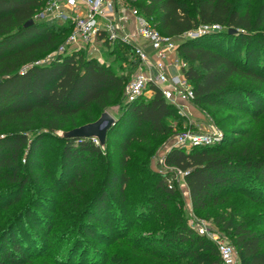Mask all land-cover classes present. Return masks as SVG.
<instances>
[{"label":"trees","instance_id":"16d2710c","mask_svg":"<svg viewBox=\"0 0 264 264\" xmlns=\"http://www.w3.org/2000/svg\"><path fill=\"white\" fill-rule=\"evenodd\" d=\"M45 3L46 0H0V181L17 184L18 189L26 184L20 179L21 158L27 166L36 164L47 137L58 130L76 127L81 114L93 122L98 111L121 104L127 83V75L118 73L115 61L109 65L99 63L80 51L56 53L46 59L72 31V24L35 19ZM134 3L140 14L176 42L182 34L194 33L201 26L209 27L195 38L179 40L177 44L178 55L186 62L183 74L193 86L196 104L229 105L238 100L240 106L244 102L255 105L260 102V88H264V51L257 66L254 48L264 44V36L241 57L205 42L226 37H235L243 43L252 41L248 32L264 24V8L252 23L248 13H241L228 0H135ZM29 19H33V23L24 26ZM213 25L227 31L212 29ZM238 30L242 31L237 34ZM113 49L111 53L117 60L120 55L123 58L132 53L131 47L121 43L114 44ZM235 81L243 84L242 87L235 85ZM121 109L120 120L107 131L105 142L114 128L122 129L127 122L135 129L142 128L136 136L142 135L139 138L144 141V136L169 135L171 127L166 120L179 117L174 105L156 89L149 99L139 98ZM263 111L262 108L259 112ZM136 132L130 133L131 137ZM63 142L61 160L68 170L75 172L66 186L71 191L78 186L74 178H82L88 159L101 156L104 151L93 138L64 137ZM128 146L129 140L125 138L118 149L124 153ZM164 164L186 173L184 179L194 210L205 211L224 203L227 193H240L250 201L264 202L263 158L241 161L220 149L201 145L190 150L173 147L166 153ZM118 165L119 171L110 167L106 175L107 188L101 189L90 204L96 215L94 211L85 212L86 232L90 236H94V222L101 219L99 211L107 206L110 195L119 205L126 203L125 185L129 175L125 172V161L121 160ZM246 173L253 176L250 181L241 183L238 176ZM169 182L164 176L157 181L159 193L166 197L176 192ZM231 189L234 191L230 192ZM150 201L155 203L156 198L151 196ZM229 208L232 210H221L214 215V224L230 235L239 264H264V232L252 228L261 222L257 217L244 218L242 213L233 210L232 204ZM106 213L107 210L102 215L106 217ZM166 224V234L174 247L164 244L165 238L161 237L152 238L151 243L159 244L160 250L165 247L168 252L169 249L174 252L171 264H220L215 245L188 226L182 217L177 215ZM17 238L11 227L0 233V264L30 263L27 247ZM76 248L77 245H72L68 249V259Z\"/></svg>","mask_w":264,"mask_h":264},{"label":"rangeland","instance_id":"374dc122","mask_svg":"<svg viewBox=\"0 0 264 264\" xmlns=\"http://www.w3.org/2000/svg\"><path fill=\"white\" fill-rule=\"evenodd\" d=\"M122 1L137 7L135 0ZM228 1L241 13H248L252 23L259 11L264 8V0ZM50 20L56 24L59 22L71 24ZM214 29L227 31L218 26ZM203 30L206 32L209 27L201 26L195 32H204ZM241 31L238 30L237 34ZM248 34L252 36V41L246 43L235 37L218 38L205 43L241 57L264 36V24L253 27ZM196 36L188 32L180 35L178 39L186 40ZM254 49L257 53L255 60L258 66L262 61L264 44H259ZM68 50L70 51L65 53L80 51L84 56L93 57L99 63L109 65L114 61L117 62L116 69L118 73L127 75V82L138 65L135 55L130 52L123 58L120 55L117 60L115 54L111 53L114 50L113 45L102 47L96 57L85 49L73 50L71 47ZM235 85L242 87L243 84L235 81ZM145 90L146 93L141 97L143 101L150 97L149 88ZM260 90L262 91L260 102H256V105L244 102L238 106L239 101L236 100L229 105L206 106L196 104L193 99L191 104H186L185 111H179L174 106L179 117L166 120V124L171 127V133L166 136H144L146 139L144 141L139 138L142 135L137 138L142 128L135 129V126L132 127L129 122L122 129L115 126L116 128L109 135V140L102 147L100 146L104 151L103 154L88 159L89 163L82 172V178H74L77 180L74 183L78 186L71 191L66 186L69 180L75 177V172L67 169V164L65 165L61 160V153L64 145L63 131L72 128L58 130L44 140L36 164L27 166V162L21 158L20 179L26 181L23 188L18 189L17 184L13 185L6 180L0 181V233L11 227L13 234L18 240L21 238L23 245L27 247L29 264H171L170 260L174 257V252L170 249L168 252L165 247L160 250L159 244H152L151 239L165 238L164 244L174 247L165 229L168 227L166 223L177 215L192 228L197 221L204 220L230 241V235L214 224L213 217L221 210L231 211L229 205L232 204L233 210L242 213L244 218L257 217L261 223L252 228L257 232H264V202L250 201L240 193H227L224 203L210 206L205 211L194 210L185 180L176 172L177 168L164 164V157L172 149L170 141L175 134L184 131L213 134V128L218 129L220 135L204 145L220 149L225 155H231L233 159L238 158L241 161L264 159V111L259 112L264 109V88ZM127 103L123 94L121 104L98 111L93 121L101 113L107 112L117 123L120 120L121 108ZM87 123H89L87 117L81 114L76 127ZM134 131L137 132L131 137L130 133ZM125 138L129 140V146L122 153L118 147ZM162 158V163H159ZM121 160L126 162L125 172L129 175V182L125 185L126 203L121 206L117 203V199L110 195L107 206L99 211L101 219L94 222V236H90L86 232L88 226L86 213L94 211L93 214L96 215L95 210H91L90 204L101 189L107 188L106 175L110 167L118 170L117 165ZM160 176L170 180L173 188L176 189L175 195L166 197L159 193L157 181ZM252 176V173L241 174L238 179L241 183H246ZM237 186L238 184L235 187ZM232 191L234 189L230 192ZM151 196L156 198L155 203L150 201ZM106 210L108 213L104 217L102 214H105ZM103 220L108 221L103 222ZM72 245H77V248L68 259L70 253L68 254L67 251ZM161 254L163 256H160Z\"/></svg>","mask_w":264,"mask_h":264},{"label":"built area","instance_id":"2783aa9c","mask_svg":"<svg viewBox=\"0 0 264 264\" xmlns=\"http://www.w3.org/2000/svg\"><path fill=\"white\" fill-rule=\"evenodd\" d=\"M35 17L72 24V31L56 53H65L72 47L73 50L85 49L96 57L100 49L106 48V45L121 43L131 47L138 65L124 87L123 94L128 103L141 98L147 88L149 96L156 89L179 111H185L186 104L193 101L192 85L183 74L186 62L178 55L176 39L162 34L137 8L124 1L46 0L44 7ZM214 27L216 25H213L212 29ZM201 32L191 33L198 35ZM56 53L48 55L47 59ZM213 132L205 134L184 131L172 137L171 146L172 148L201 146L212 142L220 135L216 128H213ZM162 161L163 158L159 163ZM176 172L184 179L185 172L179 169ZM169 183L171 187L172 184ZM193 229L215 245L220 264H239L235 247L220 232L210 227L204 220L197 221Z\"/></svg>","mask_w":264,"mask_h":264},{"label":"water","instance_id":"95a60500","mask_svg":"<svg viewBox=\"0 0 264 264\" xmlns=\"http://www.w3.org/2000/svg\"><path fill=\"white\" fill-rule=\"evenodd\" d=\"M33 23V19H29L24 26H29ZM115 119L107 112L101 115L93 122L74 127L68 131H63L65 138H93L102 147L105 143L107 131L115 123Z\"/></svg>","mask_w":264,"mask_h":264},{"label":"crops","instance_id":"0c3cea01","mask_svg":"<svg viewBox=\"0 0 264 264\" xmlns=\"http://www.w3.org/2000/svg\"><path fill=\"white\" fill-rule=\"evenodd\" d=\"M171 73H173V69H171Z\"/></svg>","mask_w":264,"mask_h":264}]
</instances>
